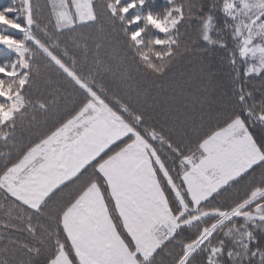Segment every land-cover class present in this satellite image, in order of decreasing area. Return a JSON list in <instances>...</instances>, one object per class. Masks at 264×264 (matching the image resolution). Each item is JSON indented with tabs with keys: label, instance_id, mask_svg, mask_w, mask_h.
Here are the masks:
<instances>
[{
	"label": "snow or ice",
	"instance_id": "snow-or-ice-1",
	"mask_svg": "<svg viewBox=\"0 0 264 264\" xmlns=\"http://www.w3.org/2000/svg\"><path fill=\"white\" fill-rule=\"evenodd\" d=\"M0 48V264H264V0H0Z\"/></svg>",
	"mask_w": 264,
	"mask_h": 264
},
{
	"label": "trees",
	"instance_id": "trees-1",
	"mask_svg": "<svg viewBox=\"0 0 264 264\" xmlns=\"http://www.w3.org/2000/svg\"><path fill=\"white\" fill-rule=\"evenodd\" d=\"M3 2L6 4L9 2V0H3ZM19 35V34H17ZM11 57V54L8 53L6 50L0 48V60H3V59H8Z\"/></svg>",
	"mask_w": 264,
	"mask_h": 264
}]
</instances>
